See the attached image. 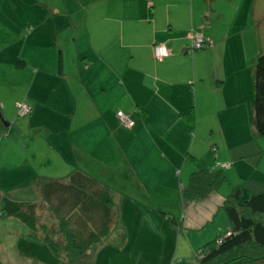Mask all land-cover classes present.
<instances>
[{
    "label": "crops",
    "instance_id": "obj_1",
    "mask_svg": "<svg viewBox=\"0 0 264 264\" xmlns=\"http://www.w3.org/2000/svg\"><path fill=\"white\" fill-rule=\"evenodd\" d=\"M34 7L0 12V146L28 131L38 159L22 162L17 179L3 166L0 179H15L10 191L33 193L81 171L112 191L116 222L78 264H184L224 238L226 197L244 193L234 180L249 156L264 0H36ZM194 33L210 45L189 54ZM156 44L169 57L155 60ZM22 102L28 115L17 114ZM117 112L130 117V129ZM255 161L257 172L262 159ZM222 165L227 182L182 203L193 171ZM262 180L247 194L264 193ZM26 237L54 257L35 233Z\"/></svg>",
    "mask_w": 264,
    "mask_h": 264
},
{
    "label": "trees",
    "instance_id": "obj_2",
    "mask_svg": "<svg viewBox=\"0 0 264 264\" xmlns=\"http://www.w3.org/2000/svg\"><path fill=\"white\" fill-rule=\"evenodd\" d=\"M190 48L189 54L197 51ZM253 103L251 125L264 138V53L255 64ZM225 169L193 171L181 192L182 203L206 199L227 182ZM32 189L34 201L0 195V219L20 222L62 264H78L91 247L103 244L116 222L118 208L112 191L81 171ZM224 212L229 224L225 237L200 248L195 260L200 264H264V193L244 195L235 188L226 197Z\"/></svg>",
    "mask_w": 264,
    "mask_h": 264
},
{
    "label": "rangeland",
    "instance_id": "obj_3",
    "mask_svg": "<svg viewBox=\"0 0 264 264\" xmlns=\"http://www.w3.org/2000/svg\"><path fill=\"white\" fill-rule=\"evenodd\" d=\"M39 1L42 2V0ZM79 1L87 2L90 0H79ZM91 1H94L95 4V0H91ZM35 2L36 0H0V12L3 10H9L11 12L19 13V14L20 13L25 14L27 12L30 13L35 10V7L32 8ZM74 5L76 4L74 3ZM2 43L0 44L1 46L3 45ZM262 46L263 47H261L257 51L258 55L264 53V44ZM253 105L254 103L250 108V118L247 125L250 132L249 138L251 141L248 150L249 156L245 160L246 165L243 164L242 166L243 174L241 176L242 177L241 181L238 178H235L234 180L237 181V183L239 182L242 184L244 188V193H243L244 195H248L247 194L248 190H256L253 188H256L262 183L260 182L261 179H263L262 188L264 190V138L259 137L252 128L251 115L253 111ZM12 114L13 112L12 113L9 112L7 116L16 115V114L13 115ZM19 126L23 128L25 125H19ZM18 137L19 139L17 140L16 138ZM253 137L254 138L258 137L257 138L258 140H253ZM35 147H36V141L28 131L24 132V134L21 132L19 134L17 133L16 136L13 138V140L7 141L0 146V169L3 166L8 165L9 168V171L7 173L8 176H12L13 178L17 179L16 175L19 176L21 175V173H23L18 170L22 166V162H24L25 160H29L32 163V165H34L35 162L37 161L38 154L36 152ZM5 150H7L6 155L4 153ZM259 157H261L262 162L258 165L259 167L257 172H254L252 168L253 166H255L254 165L256 162L255 160ZM5 158L8 159V162L3 161ZM18 161L19 162L21 161L20 164H18ZM28 174L31 176L32 171H29ZM15 179L13 180L8 179L6 180V182L0 179V195H4L8 193L14 195L15 198H22L24 200H29V201L33 200L34 194L32 192H28V190L27 191L20 190L22 191V193H20L19 191H10L11 189L16 188L15 185H11V183L15 181ZM27 231L28 229L15 219H7V218L0 219V257L2 259L3 264H32V263L34 264L35 262L34 260L36 259L38 264H39L38 260L43 262H48V264L51 263L56 264V262L59 259H55V257L49 258L46 252L44 254V251L42 252V250H40L41 248H39L34 244H30L29 239L26 237ZM23 242L26 244H24ZM193 260H195V256H192L189 259L185 258L184 264H196V262H193Z\"/></svg>",
    "mask_w": 264,
    "mask_h": 264
},
{
    "label": "built area",
    "instance_id": "obj_4",
    "mask_svg": "<svg viewBox=\"0 0 264 264\" xmlns=\"http://www.w3.org/2000/svg\"><path fill=\"white\" fill-rule=\"evenodd\" d=\"M191 39V50H197L201 47L206 45L209 42H206V40L202 37L201 34L194 33L190 36ZM190 50V51H191ZM152 54L155 60L161 61L165 58H167L170 55V52L168 48L164 44H156L152 47ZM31 112V107L26 103H19L17 105V113L19 116H25L28 115ZM116 117L120 123V125L126 129H130L132 127V121L130 117L123 113V112H117ZM222 168H229V165H222ZM220 242V241H218Z\"/></svg>",
    "mask_w": 264,
    "mask_h": 264
},
{
    "label": "water",
    "instance_id": "obj_5",
    "mask_svg": "<svg viewBox=\"0 0 264 264\" xmlns=\"http://www.w3.org/2000/svg\"><path fill=\"white\" fill-rule=\"evenodd\" d=\"M5 126H6V124H5Z\"/></svg>",
    "mask_w": 264,
    "mask_h": 264
}]
</instances>
